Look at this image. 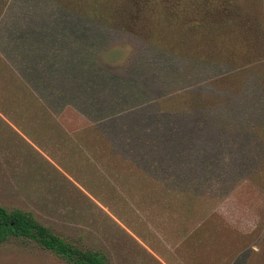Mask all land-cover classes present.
<instances>
[{
	"label": "rangeland",
	"instance_id": "rangeland-1",
	"mask_svg": "<svg viewBox=\"0 0 264 264\" xmlns=\"http://www.w3.org/2000/svg\"><path fill=\"white\" fill-rule=\"evenodd\" d=\"M0 205L106 264H264V0H0Z\"/></svg>",
	"mask_w": 264,
	"mask_h": 264
},
{
	"label": "trees",
	"instance_id": "trees-1",
	"mask_svg": "<svg viewBox=\"0 0 264 264\" xmlns=\"http://www.w3.org/2000/svg\"><path fill=\"white\" fill-rule=\"evenodd\" d=\"M9 240L31 241L66 264H106L102 253L77 248L39 223L31 212L0 205V245Z\"/></svg>",
	"mask_w": 264,
	"mask_h": 264
}]
</instances>
